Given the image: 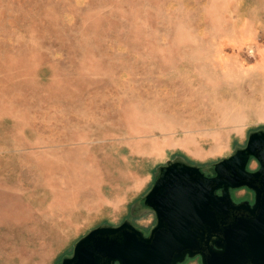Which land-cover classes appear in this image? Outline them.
Here are the masks:
<instances>
[{
  "label": "rangeland",
  "instance_id": "1",
  "mask_svg": "<svg viewBox=\"0 0 264 264\" xmlns=\"http://www.w3.org/2000/svg\"><path fill=\"white\" fill-rule=\"evenodd\" d=\"M256 130L264 0H0V264H60L100 225L148 234L162 165L212 174Z\"/></svg>",
  "mask_w": 264,
  "mask_h": 264
},
{
  "label": "water",
  "instance_id": "2",
  "mask_svg": "<svg viewBox=\"0 0 264 264\" xmlns=\"http://www.w3.org/2000/svg\"><path fill=\"white\" fill-rule=\"evenodd\" d=\"M252 159L259 162L249 169ZM170 160L145 195L156 214L148 234L131 221L100 225L74 245L60 264H264V130L252 131L244 147L214 164ZM248 188L254 201H235L232 189Z\"/></svg>",
  "mask_w": 264,
  "mask_h": 264
},
{
  "label": "flooded vegetation",
  "instance_id": "3",
  "mask_svg": "<svg viewBox=\"0 0 264 264\" xmlns=\"http://www.w3.org/2000/svg\"><path fill=\"white\" fill-rule=\"evenodd\" d=\"M206 173V172H205ZM207 175H214L215 174V172L214 173H212V174H208V173H206ZM243 188H245V187H243ZM239 189H242V188H239ZM245 189H247V190H249V191H251L250 189H248V188H245ZM234 190H236V189H232V192L234 191ZM233 197H235V196H233ZM236 198V197H235ZM237 202H239V201H242V200H245V199H238L237 198ZM251 202H253L254 201V199H249Z\"/></svg>",
  "mask_w": 264,
  "mask_h": 264
},
{
  "label": "bare ground",
  "instance_id": "4",
  "mask_svg": "<svg viewBox=\"0 0 264 264\" xmlns=\"http://www.w3.org/2000/svg\"><path fill=\"white\" fill-rule=\"evenodd\" d=\"M202 101V100H201ZM189 102V101H188ZM179 103V102H178ZM141 105V104H140ZM195 106H197V105H195ZM201 107V106H200ZM199 108V107H198ZM203 110V109H202ZM186 111H187V108H186ZM185 112V111H184ZM203 112V111H202ZM197 113V112H196ZM204 113V112H203ZM199 114V113H198Z\"/></svg>",
  "mask_w": 264,
  "mask_h": 264
}]
</instances>
